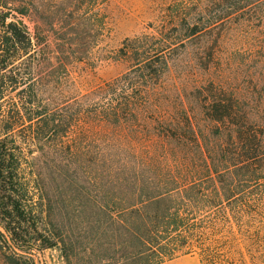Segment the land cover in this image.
<instances>
[{
    "label": "rangeland",
    "instance_id": "rangeland-1",
    "mask_svg": "<svg viewBox=\"0 0 264 264\" xmlns=\"http://www.w3.org/2000/svg\"><path fill=\"white\" fill-rule=\"evenodd\" d=\"M101 2L0 0V142L16 160L5 167L17 177L5 182L19 189L4 191L0 179V225L12 241L0 232V264H147L131 259L127 227L139 216L115 210L128 206L135 186L123 172L142 171V155L228 145L202 87L225 91V101L264 105V37L257 19L246 21L248 10L209 23L205 0L187 3L181 14H201L200 31L163 45L162 0H119V14ZM165 59L171 72L152 81L153 97L116 105L117 81ZM120 112H129L122 124ZM186 115L200 147L166 145V134L191 137L168 129L184 126ZM161 209L162 202L139 214ZM161 264L201 262L190 254Z\"/></svg>",
    "mask_w": 264,
    "mask_h": 264
},
{
    "label": "trees",
    "instance_id": "trees-1",
    "mask_svg": "<svg viewBox=\"0 0 264 264\" xmlns=\"http://www.w3.org/2000/svg\"><path fill=\"white\" fill-rule=\"evenodd\" d=\"M205 1L209 5V23L223 21L248 10L244 14L248 16L246 21L257 19L264 37V0ZM201 2L162 0V14L166 17V21L162 20L163 45L172 43L170 41L179 33H184L182 37H190L200 31L201 14L197 19L189 14L182 16L181 6L186 8L187 3L196 6ZM101 4H113L118 14L122 12L119 0H102ZM155 13H147V17L154 18ZM182 21H185V26L179 30ZM134 50L136 48L131 51ZM144 71L135 78H125L114 84L117 106L129 108L135 100L146 101L153 97L150 95L154 87L152 81L160 82L163 76H168L171 66L165 59L160 68L146 63ZM200 92V97L207 102V113L213 127L230 133L228 145L222 148L215 142L219 148L209 152L199 149L194 153L142 155L139 160L145 167L142 171L123 172L127 182L135 181V186L128 206L119 204L120 208L115 210L120 213L130 211L139 216L127 227L131 245L135 247L131 259L161 264L196 254L201 264H264V105L225 101L222 97L225 91L212 85L202 87ZM175 94L177 100L183 99L179 90ZM162 98L166 100L164 94ZM128 113L115 115L122 124L127 121L124 119ZM181 123L184 126H168V129L186 128L191 137L166 134L163 136L166 145L193 142L200 147L198 127L192 116L186 115ZM14 161L13 152L0 142L1 184L4 191L14 189L13 192L18 193L19 189L13 188L11 179L10 183L5 182V178H11L15 170L5 166ZM125 162L122 159L119 166ZM14 175L17 177V171ZM161 202V210L139 214L148 206Z\"/></svg>",
    "mask_w": 264,
    "mask_h": 264
},
{
    "label": "water",
    "instance_id": "water-1",
    "mask_svg": "<svg viewBox=\"0 0 264 264\" xmlns=\"http://www.w3.org/2000/svg\"><path fill=\"white\" fill-rule=\"evenodd\" d=\"M0 232L4 235V237L6 238L7 242L9 244H12V241L10 239V236L8 235L7 231L5 230V228L3 226L0 225Z\"/></svg>",
    "mask_w": 264,
    "mask_h": 264
}]
</instances>
